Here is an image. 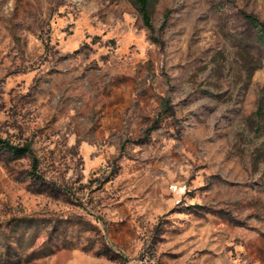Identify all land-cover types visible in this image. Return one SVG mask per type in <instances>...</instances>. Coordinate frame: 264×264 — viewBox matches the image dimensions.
Instances as JSON below:
<instances>
[{"label": "rangeland", "instance_id": "1", "mask_svg": "<svg viewBox=\"0 0 264 264\" xmlns=\"http://www.w3.org/2000/svg\"><path fill=\"white\" fill-rule=\"evenodd\" d=\"M247 13L264 0H157L152 28L132 0H0V138L37 159L0 152V264H264Z\"/></svg>", "mask_w": 264, "mask_h": 264}, {"label": "trees", "instance_id": "2", "mask_svg": "<svg viewBox=\"0 0 264 264\" xmlns=\"http://www.w3.org/2000/svg\"><path fill=\"white\" fill-rule=\"evenodd\" d=\"M156 1L157 0H132L139 14L143 18L144 23L150 28L153 27V12L156 5ZM245 16L253 26L259 29L258 38L262 42H264V22L261 21L256 15L251 13H247L245 14ZM252 70L250 71V75L253 72ZM256 117L261 120H264V89H263V95L260 97L259 100V107L256 112ZM262 122L263 121L258 123L259 128L264 126V123ZM5 149H7L15 157H21L24 156L25 154H31V156L33 157V167L37 166V159L33 155L31 147L29 145H25V146L15 145L9 143L6 139L0 138V152H2Z\"/></svg>", "mask_w": 264, "mask_h": 264}]
</instances>
